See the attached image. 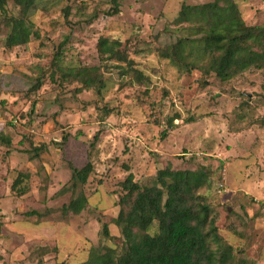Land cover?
<instances>
[{"label":"rangeland","instance_id":"374dc122","mask_svg":"<svg viewBox=\"0 0 264 264\" xmlns=\"http://www.w3.org/2000/svg\"><path fill=\"white\" fill-rule=\"evenodd\" d=\"M213 1L35 0L37 38L11 49L0 17V114L18 121L0 138V264H78L92 247L121 250L122 182L152 185L168 164L208 172L197 195L220 237L237 259L264 264V70L222 82L159 56L188 35L175 23L181 5ZM231 1L247 25L264 23V0ZM6 10L19 14L11 0ZM100 38L118 41L126 61H103ZM84 67L99 68L101 89L67 76ZM86 164V184L64 191L69 166ZM79 194L85 209L64 215Z\"/></svg>","mask_w":264,"mask_h":264},{"label":"trees","instance_id":"16d2710c","mask_svg":"<svg viewBox=\"0 0 264 264\" xmlns=\"http://www.w3.org/2000/svg\"><path fill=\"white\" fill-rule=\"evenodd\" d=\"M7 1L0 0V17L8 27L5 47L11 49L37 38L28 19L35 0H11L19 10L17 16L8 15ZM175 23L187 24L188 35L162 50L159 56L170 60L179 70L198 69L222 82L246 71L264 70V23L247 25L231 0L194 6L183 4ZM119 45L118 41L100 38L97 43L100 58L124 63L126 58L118 52ZM67 76L82 89L103 87L97 67L68 69ZM69 167L71 185L63 186L64 191L85 185L92 171L90 164L81 169ZM23 178L26 175L19 174L12 189ZM208 181V172L202 169L173 170L170 164L157 171L152 185L140 184L132 174L127 175L114 220L120 229L122 249L106 245L92 247L87 258L78 264H247L246 260L237 259L234 249L220 237L215 218L210 217V207L197 195ZM25 193V189L19 192ZM86 200L79 194L62 206L61 211L64 215H78L85 209ZM102 233L109 236L106 225Z\"/></svg>","mask_w":264,"mask_h":264},{"label":"built area","instance_id":"2783aa9c","mask_svg":"<svg viewBox=\"0 0 264 264\" xmlns=\"http://www.w3.org/2000/svg\"><path fill=\"white\" fill-rule=\"evenodd\" d=\"M6 123H11V125H16L18 121L14 118H8L5 119L1 114H0V128L3 127Z\"/></svg>","mask_w":264,"mask_h":264},{"label":"crops","instance_id":"0c3cea01","mask_svg":"<svg viewBox=\"0 0 264 264\" xmlns=\"http://www.w3.org/2000/svg\"><path fill=\"white\" fill-rule=\"evenodd\" d=\"M0 132H2V133L4 132V126L0 128Z\"/></svg>","mask_w":264,"mask_h":264}]
</instances>
